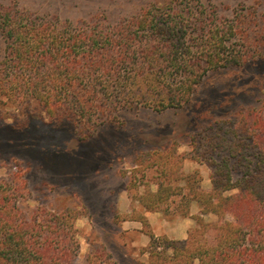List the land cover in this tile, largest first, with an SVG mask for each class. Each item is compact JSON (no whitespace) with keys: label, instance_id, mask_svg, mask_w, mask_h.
Here are the masks:
<instances>
[{"label":"rangeland","instance_id":"374dc122","mask_svg":"<svg viewBox=\"0 0 264 264\" xmlns=\"http://www.w3.org/2000/svg\"><path fill=\"white\" fill-rule=\"evenodd\" d=\"M0 5L74 24L100 18L114 25L148 5L157 10L178 7L181 16L206 17L220 28L242 14L245 39L238 40L237 33L226 45L248 47L247 61L207 71L181 107L121 108L116 122L100 126L88 139L86 130L71 120L51 121L37 100L26 103L0 95V186L16 188L18 203L28 214L71 211L67 228L79 244V263L98 248L119 264H177V258H168L175 254L171 242L181 248L183 231L200 227V220L216 219L201 214L186 179L209 190L211 160L224 156L231 157V179L240 177V155H231L232 148L251 160L252 167L258 160L254 152L260 144L251 140L258 126L251 122L253 114L264 118V0H0ZM196 32L189 29L185 36L198 37ZM185 36L181 56L195 67V41ZM242 113L248 131L240 127ZM213 234L209 231L207 238ZM152 235L167 240L157 248L160 254H152Z\"/></svg>","mask_w":264,"mask_h":264},{"label":"trees","instance_id":"16d2710c","mask_svg":"<svg viewBox=\"0 0 264 264\" xmlns=\"http://www.w3.org/2000/svg\"><path fill=\"white\" fill-rule=\"evenodd\" d=\"M164 5L160 10L148 5L143 13L114 25L100 18L75 24L56 17L44 19L0 5V33L5 42L0 95L26 103L37 100L51 121L71 120L86 130L88 139L100 126L116 122L121 108L181 107L191 100L207 71L242 65L251 57L248 47L232 44L229 49L226 45L242 31V14L220 28L206 17L185 18L178 7L165 9ZM189 29L197 31L198 37L185 36ZM240 35L238 40L243 41L246 36ZM184 36L195 41L191 44L196 53L191 64L195 67L181 56ZM252 116L251 126L258 127L251 140L260 144L254 152L257 162L252 167L251 160L232 148L231 155H240L236 157L240 177L231 179V157L224 156L211 160L209 190L186 179L191 200L201 203V214L216 219L200 220V227L180 240L181 248L176 246L179 242L172 241L169 247L175 254L168 256L170 261L264 264V118ZM238 121L249 130L244 127L246 114ZM196 153L204 159V152ZM9 185L0 186V264H119L98 248L79 263V244L67 228L73 213L44 209L28 214L18 203L16 188ZM209 231L214 233L211 240L207 238ZM162 241L167 240L152 235V254L161 253L157 248Z\"/></svg>","mask_w":264,"mask_h":264},{"label":"crops","instance_id":"0c3cea01","mask_svg":"<svg viewBox=\"0 0 264 264\" xmlns=\"http://www.w3.org/2000/svg\"><path fill=\"white\" fill-rule=\"evenodd\" d=\"M188 235L187 229L185 231H183V233L181 234V236H179V239H185Z\"/></svg>","mask_w":264,"mask_h":264}]
</instances>
